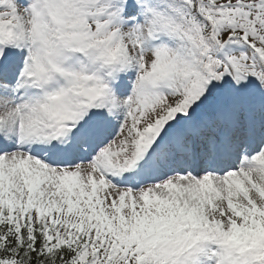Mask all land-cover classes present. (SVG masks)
I'll return each instance as SVG.
<instances>
[{"label":"snow or ice","instance_id":"obj_1","mask_svg":"<svg viewBox=\"0 0 264 264\" xmlns=\"http://www.w3.org/2000/svg\"><path fill=\"white\" fill-rule=\"evenodd\" d=\"M0 264H264V0H0Z\"/></svg>","mask_w":264,"mask_h":264}]
</instances>
